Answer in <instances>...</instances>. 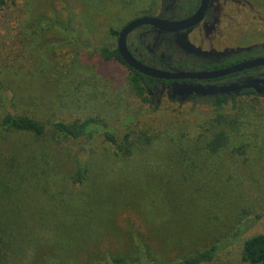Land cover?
Here are the masks:
<instances>
[{
    "label": "rangeland",
    "instance_id": "rangeland-1",
    "mask_svg": "<svg viewBox=\"0 0 264 264\" xmlns=\"http://www.w3.org/2000/svg\"><path fill=\"white\" fill-rule=\"evenodd\" d=\"M196 3L17 0L0 16V129L7 114L47 121L99 116L117 137L112 143L59 140L49 131L40 141L1 134L0 264L113 257L167 264L214 244L221 250L205 264H248L243 241L264 231V98L225 103L221 121L211 97L170 101L158 85L147 103L132 92L128 67L99 50L116 47L117 33L133 18L178 20ZM251 33L198 26L179 34L142 25L128 34L127 46L149 66L207 70L264 54L257 48L220 55L256 41ZM188 46L198 55L187 57ZM256 75L264 79V66L227 78ZM214 86L196 95L210 96Z\"/></svg>",
    "mask_w": 264,
    "mask_h": 264
},
{
    "label": "trees",
    "instance_id": "trees-1",
    "mask_svg": "<svg viewBox=\"0 0 264 264\" xmlns=\"http://www.w3.org/2000/svg\"><path fill=\"white\" fill-rule=\"evenodd\" d=\"M17 0H0V16L5 17L7 15L8 9L14 6ZM6 26V25H5ZM4 26V28H5ZM116 34V32H113ZM118 34V33H117ZM101 55L106 60H117L128 67L131 90L138 98L149 103L151 100L150 96L155 94L156 86L162 82H168V80H161L157 78H152L142 73L137 72L133 68L129 67L124 60L121 58L117 47H101ZM189 91V90H188ZM199 91V90H198ZM195 92V90H192ZM243 94L250 93L246 91ZM172 93V92H171ZM196 94V92H195ZM168 96L170 101H177L176 98ZM254 96L252 94H247L245 97ZM238 100V99H237ZM237 100L233 99L234 105L237 104ZM228 101L227 96L218 97L213 99V109L215 111L216 120L221 121L224 117L225 111L224 106ZM5 131H14L18 133H25L30 135L36 141L42 140L47 131L52 132L56 139L71 141L79 139H87L91 141L95 138H102L105 141L112 143L117 142V137L114 129L99 116H87L85 118H78L74 120H63L56 119L54 121H47L32 115H17V114H7L3 117L1 122L0 137ZM221 132L216 136L215 144L217 145ZM129 134L126 133L123 136V141L126 153H129L128 146ZM221 246L219 244L211 245L210 247L201 250L193 255L184 256L179 259H175L167 264H205L207 262H213L215 257L219 254ZM242 259L248 264H264V231L260 233L253 234L247 237L242 244ZM98 264H164L156 263L151 261H141V260H126L122 257H113L104 262H99Z\"/></svg>",
    "mask_w": 264,
    "mask_h": 264
},
{
    "label": "flooded vegetation",
    "instance_id": "flooded-vegetation-1",
    "mask_svg": "<svg viewBox=\"0 0 264 264\" xmlns=\"http://www.w3.org/2000/svg\"><path fill=\"white\" fill-rule=\"evenodd\" d=\"M199 3H200V0H197L196 6L193 9V12L191 14H193L196 11V9L199 6ZM198 26H203L206 30L207 29L208 30L219 29V32L221 34L226 33V34L246 35V34H250L254 30L258 33V37L256 41L253 40L252 42L245 44V45H239V44L234 45V46H238L237 48H243V49L238 50L236 48L237 50H234V51L220 53L221 56H225L226 58H235L243 54H251L254 51L258 52L256 50L257 48L264 49V3L262 0L261 1L259 0H209L204 16L198 24L194 25L193 27L187 28L183 31H177L175 33L188 34L191 30H193L194 28ZM155 29H158V28H155ZM165 32H168V31H165ZM251 34H254V33H251ZM186 52H187V57H190L192 55H198L196 51L189 48V46H188V49L186 48ZM263 56L264 54H261L259 56L257 55L249 59H253L256 57H263ZM139 58L137 59H139L140 61L144 60L141 57ZM249 59H246V60H249ZM242 61H245V60H242ZM242 61H239V62H242ZM239 62H236V63H239ZM262 66L264 65H258L252 68L244 69L239 72L231 73V74L221 76L218 78H213V79L168 80V82H162L158 85L165 86L167 88L168 95L170 96V94H172L171 96L173 98H176L178 102H183L186 99H195V98H200V97L202 98L211 97L212 99H216L218 97L227 96L228 97L227 102L232 103L233 99L237 100L240 97H245L247 94H252L259 98H264V79L260 78V76L256 75L253 78L250 76H246L240 80H238L237 78H227V77H232V76L236 77V74H239L240 72L253 69V68L262 67ZM207 70H210V69H207ZM172 83L176 84L175 86L177 90L175 89ZM213 83L215 84L214 86L215 89L213 91L214 93H212L210 96H207V95L197 96L195 92H191L192 90H208V88L212 87ZM242 91H246L250 93L243 94L244 92Z\"/></svg>",
    "mask_w": 264,
    "mask_h": 264
},
{
    "label": "water",
    "instance_id": "water-1",
    "mask_svg": "<svg viewBox=\"0 0 264 264\" xmlns=\"http://www.w3.org/2000/svg\"><path fill=\"white\" fill-rule=\"evenodd\" d=\"M209 0H200L196 11L188 17L178 20H168L152 15H141L129 20L117 34V50L124 62L134 70L152 78L161 80H185L196 79L206 80L218 78L231 73L239 72L244 69L252 68L258 65H264V56L245 60L227 67L210 70H177L170 71L153 66H149L137 59L127 46V36L135 28L142 25H150L162 31L177 32L198 24L205 13Z\"/></svg>",
    "mask_w": 264,
    "mask_h": 264
}]
</instances>
